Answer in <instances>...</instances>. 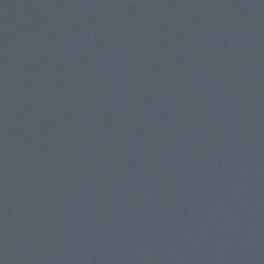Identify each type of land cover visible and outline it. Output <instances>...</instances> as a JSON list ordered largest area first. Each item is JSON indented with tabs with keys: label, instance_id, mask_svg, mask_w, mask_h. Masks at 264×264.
<instances>
[{
	"label": "water",
	"instance_id": "obj_1",
	"mask_svg": "<svg viewBox=\"0 0 264 264\" xmlns=\"http://www.w3.org/2000/svg\"><path fill=\"white\" fill-rule=\"evenodd\" d=\"M0 264H264V0H0Z\"/></svg>",
	"mask_w": 264,
	"mask_h": 264
}]
</instances>
